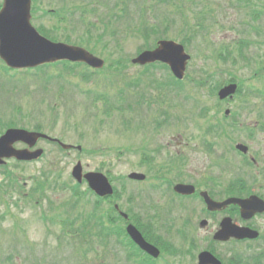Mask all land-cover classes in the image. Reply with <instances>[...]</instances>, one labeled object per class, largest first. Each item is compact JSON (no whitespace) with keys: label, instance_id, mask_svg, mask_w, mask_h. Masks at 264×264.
I'll list each match as a JSON object with an SVG mask.
<instances>
[{"label":"rangeland","instance_id":"374dc122","mask_svg":"<svg viewBox=\"0 0 264 264\" xmlns=\"http://www.w3.org/2000/svg\"><path fill=\"white\" fill-rule=\"evenodd\" d=\"M262 5L261 0H32L35 28L53 40L92 50L105 65L93 70L67 62L18 73L0 61V131L8 123L37 127L82 147L67 150L40 140L35 146L44 150L39 159L18 164L9 159L0 169V264H141L128 257L116 235H98L81 220L96 199L86 183L71 176L77 161L84 171L108 173L121 208L136 214V223L151 221L150 235L175 250L170 253L165 246L153 264H195L198 252L211 246L225 262L238 250L246 256L264 251L262 240L213 245L219 217L200 228L205 218L200 201L168 189L179 178L209 186L211 177L221 189L228 172L220 168L233 166L232 176L240 171L242 159L234 145L241 142L259 159L257 166L243 169L248 191L264 195L258 173L264 168V117L257 116L264 97L254 89L264 93V81L254 74L264 57L257 58L260 23L252 18ZM148 24H158L160 34L145 38L141 33ZM158 37L182 41L191 55L180 83H172L168 69L159 65L147 69L131 63ZM239 42L247 45L243 62ZM222 51L226 61L217 56ZM117 61L123 73L114 71ZM230 78L240 92L231 102L219 103L214 90ZM226 108L236 114L226 124L231 136L205 135V127L222 118ZM260 122L262 127L255 126ZM131 171L143 172L146 179L129 180ZM39 181L44 186L37 190ZM98 206L100 213L109 202ZM256 224L264 232V219Z\"/></svg>","mask_w":264,"mask_h":264},{"label":"water","instance_id":"95a60500","mask_svg":"<svg viewBox=\"0 0 264 264\" xmlns=\"http://www.w3.org/2000/svg\"><path fill=\"white\" fill-rule=\"evenodd\" d=\"M31 0H3L0 9V58L12 68L34 67L43 63L55 62L57 60H70L84 62L91 67L101 68L104 60L92 54L81 46L70 45L63 42H53L39 34L30 22ZM190 56L184 51L182 44L173 40H159L153 49L140 52L132 59L133 63L146 64L160 61L170 67L171 72L177 78H182L186 64ZM235 85H229L219 91L220 98L234 92ZM39 138L52 139L46 134L36 131H28L22 128H8L0 136V164L5 162L4 158L14 157L17 160H32L39 157L43 150L38 148L30 151L28 148L17 149L15 142H24L32 147ZM55 140V139H53ZM63 148L71 145L61 143ZM245 151L246 147L238 145ZM72 175L77 181L85 178L89 187L100 196L112 193V187L107 177L100 172L82 173V166L77 162L72 169ZM130 178L143 179L141 173L132 172ZM177 192L189 194L193 187L178 184L175 186ZM207 207L210 210L220 209L228 203H238L241 206V214L245 219L250 218L256 212L264 210V202L255 195L246 199L230 198L222 202L210 199L205 193ZM204 222V221H203ZM131 238L145 251L154 257L159 255V250L144 240L140 232L132 224L126 227ZM258 232L248 227H240L225 218L221 222V228L215 233L214 238L227 240L230 236L236 238H254ZM198 264H220L210 252L203 251L198 255Z\"/></svg>","mask_w":264,"mask_h":264},{"label":"trees","instance_id":"16d2710c","mask_svg":"<svg viewBox=\"0 0 264 264\" xmlns=\"http://www.w3.org/2000/svg\"><path fill=\"white\" fill-rule=\"evenodd\" d=\"M151 33L160 34L158 24H151V25L148 24L147 26H145L144 31L141 34H143V36L145 38H148L151 35ZM246 46L247 45L241 44L239 42L237 45L238 52L241 53L242 49ZM65 63H67V62L66 61L61 62V64L64 67H65ZM68 63H70V62H68ZM54 65H57V63ZM71 65L73 67V66H80L83 64L71 63ZM108 65L113 66L110 64H108ZM155 65H159L163 68L168 69L166 65L161 64V63L148 64V65H145V68L148 69L149 67H153ZM83 66H85V65H83ZM121 66H122V64H120V61H117L114 64V67H115L114 71H116L117 73H123V70L120 69ZM71 68L66 66V69H68L70 72L72 71ZM80 74L83 75L82 72ZM83 76H85V75H83ZM171 81H172V83L175 81L173 76L171 77ZM10 125H13V123H8L6 126H10ZM35 128L40 129L37 127H35ZM18 163H20V162H17V164ZM3 166H1L0 169H2ZM43 182L39 181V184L37 185V190L43 189L42 188L44 186ZM88 191H89L88 193L92 194V192L89 189H88ZM82 194L84 196H87V191L83 192ZM84 196L81 197V195H80L81 198H84ZM95 199L96 200L93 203L92 210L88 214H86L84 217H82V219H81L84 222V224L89 226L90 229L96 228L98 235H100V234H101V236L116 235L118 243H121L124 247H126L127 254H128L129 258L132 257L135 261H137L141 264H153L155 262V260H153L151 257L147 256L146 254H143L140 251V249L135 245V243H133V241L127 236L124 227L120 225V223L123 221V219L119 215H116L115 209H113L112 206H109L108 209H104L102 212L97 213V211L99 209L98 204H100L103 200L101 198H98V197H95ZM167 248H168L167 251H169L170 253H174V251H175L174 249H171L169 246H167ZM262 257H264V253H263V251H260L259 253H256L254 255L246 256V258H237L235 260V262H236V264H263ZM243 260H245V261H243Z\"/></svg>","mask_w":264,"mask_h":264},{"label":"flooded vegetation","instance_id":"af4514ba","mask_svg":"<svg viewBox=\"0 0 264 264\" xmlns=\"http://www.w3.org/2000/svg\"><path fill=\"white\" fill-rule=\"evenodd\" d=\"M261 1H264V0H261ZM257 21L260 23V25L257 27L256 29V35L258 36V38L256 40H259L257 45L259 46V50H262V51H259L258 54H257V58L261 61L262 58L264 57V50L262 49L264 47V5H262L261 7V10L259 12V15L257 17ZM242 62L243 61H246V58H242L241 59ZM255 76L259 77V80L260 81H264V62L263 63H260L258 68H257V71H255ZM251 77V76H248V78ZM254 78V77H252ZM231 79V78H230ZM230 79L226 80L228 82H230ZM249 80V79H248ZM252 80V79H251ZM255 92H258L256 93L258 96L261 97V95L264 97V93L262 91L261 88H257L255 87ZM240 90H238L234 95H232L231 93L227 95L226 98H224L221 102L222 103H227V102H231L232 99H234V96L236 94H239ZM251 93V92H250ZM247 96V91H246V94ZM228 109V111H226ZM225 116H227L228 118H230V121H233V120H236V114L233 110H230L229 108H226L224 110V113H223ZM258 118L259 119H262L264 117V110H261L259 109L258 110V114H257ZM255 126H259V127H262V123H256ZM248 135H250L248 133ZM183 142H179V147L182 146ZM244 144V143H243ZM246 145V144H245ZM246 147V146H245ZM179 152H182L181 150ZM239 156L241 157L242 159V164H241V179H240V183L238 185H227L226 186V191H225V198H230V197H238V198H246L248 197L249 195L251 194H255L257 195L258 197H260L261 199L264 200V195L261 194V193H255L254 191L250 190L248 191V185L245 183V180H244V173H246L247 171H244L243 172V169L247 168V167H250V166H257V161H259L258 159V156L255 155V154H249V147H246V150H245V153H239ZM260 157H263V155H260ZM261 170L258 172L260 174V176L262 175L263 178H264V168L261 166L260 167ZM213 216H209L208 219L209 221L214 217H219V221L222 217H230L232 219V221L238 225H246V226H250L252 228H258L257 227V219L260 218V219H264V213L262 214H256L254 216H252L249 220H244L242 219L241 217V214H240V208L238 205H234V204H229L228 206L225 207L224 210L220 211V212H216V213H212ZM221 215V216H220ZM218 221V223H219ZM209 224V222L207 223V225ZM260 230V229H258ZM261 231V230H260Z\"/></svg>","mask_w":264,"mask_h":264}]
</instances>
